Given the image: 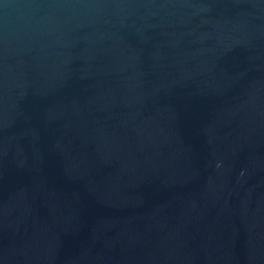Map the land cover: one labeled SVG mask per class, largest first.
<instances>
[{
    "label": "water",
    "instance_id": "obj_1",
    "mask_svg": "<svg viewBox=\"0 0 264 264\" xmlns=\"http://www.w3.org/2000/svg\"><path fill=\"white\" fill-rule=\"evenodd\" d=\"M0 264H264V0H0Z\"/></svg>",
    "mask_w": 264,
    "mask_h": 264
}]
</instances>
